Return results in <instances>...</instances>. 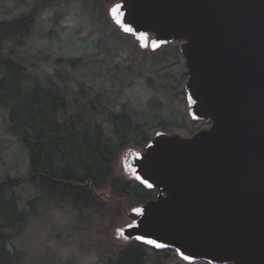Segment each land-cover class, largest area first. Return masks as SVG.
<instances>
[{"label":"water","instance_id":"obj_1","mask_svg":"<svg viewBox=\"0 0 264 264\" xmlns=\"http://www.w3.org/2000/svg\"><path fill=\"white\" fill-rule=\"evenodd\" d=\"M113 24L143 50L179 43L192 137L159 131L128 150L156 199L121 234L186 263L264 264V0H119Z\"/></svg>","mask_w":264,"mask_h":264},{"label":"trees","instance_id":"obj_2","mask_svg":"<svg viewBox=\"0 0 264 264\" xmlns=\"http://www.w3.org/2000/svg\"><path fill=\"white\" fill-rule=\"evenodd\" d=\"M67 1L71 0H35L23 15L0 23V107L9 112L10 133L29 155L30 174L25 182L36 188L35 194L22 206L20 190L24 180L7 179L0 184V264H29L21 247L22 236L32 220L46 209L76 212L79 220L89 222V228L93 230L99 225L97 214L102 219L106 217L107 201L98 197V190L109 187L113 197L128 199L136 207L156 199L155 191L116 174L120 155L129 149L144 150L157 131H173L192 137L210 126L193 121L187 114L184 86L189 75L178 45L163 47L156 52L148 50L142 57V63L162 53L179 58L163 67L160 76L175 79L176 84L169 89L173 104H177V110L181 111L182 122L159 117L156 125L136 124V113L128 105L119 112L101 108L96 96L80 82H77L80 90V98H77L70 89L71 74L64 83L58 79L56 69L51 80L45 78L47 80L43 83L38 75L29 73L22 60L2 55L6 43L12 45L11 52L25 44L44 8ZM86 1L102 16L104 11L98 9L103 10L115 3L111 0ZM107 23L118 36L133 38L121 33L111 18ZM58 62L71 69L85 70L94 76L105 75L108 81L110 79L102 63L92 65L83 59ZM54 77L60 84L54 81ZM89 244L105 258V264H190L182 261L174 250L155 249L135 240L109 245L90 238Z\"/></svg>","mask_w":264,"mask_h":264},{"label":"rangeland","instance_id":"obj_3","mask_svg":"<svg viewBox=\"0 0 264 264\" xmlns=\"http://www.w3.org/2000/svg\"><path fill=\"white\" fill-rule=\"evenodd\" d=\"M34 1L0 0V23L23 15ZM112 1L116 3L119 0ZM110 6L98 9L104 11V17L91 9L86 0H71L44 8L25 44L11 52L12 45L6 43L2 55L22 60L29 73L38 75L43 83L51 80L56 69L59 71L58 79L64 83L68 82L67 76L71 74L72 95L80 98L77 82L83 83L85 89L96 96L101 108L119 112L128 105L136 113V124L156 125L159 117L182 122L181 111L177 110V104H173L169 89L176 84L175 79L160 76L161 69L173 64L178 56L162 53L154 58L158 60L147 58L142 63L143 54L147 55L148 50L141 49L134 38L114 33L107 23ZM176 45L180 47L179 43L169 46ZM67 59L88 60L92 65L102 63L110 79L108 81L105 75L94 76L85 70L71 69L69 65L58 62ZM54 81L60 84L55 77ZM10 127L9 112L0 107V184L7 179H23L25 184L20 197L24 206L36 188L25 182L30 174L29 155L10 133ZM207 128L209 126L204 129ZM127 153L128 150L120 155L116 174L130 178L124 167ZM97 194L107 201L106 217L102 219L97 214L99 225L93 230L89 228V222L79 220V214L71 210L46 209L32 220L21 241L29 264H105V258L89 244L90 238L109 245L130 242L123 238L121 231L131 223L127 212H131L135 204L128 199L113 197L109 187L98 190Z\"/></svg>","mask_w":264,"mask_h":264}]
</instances>
